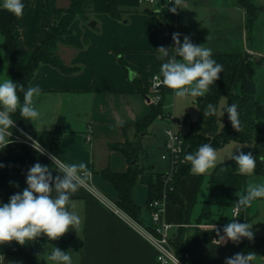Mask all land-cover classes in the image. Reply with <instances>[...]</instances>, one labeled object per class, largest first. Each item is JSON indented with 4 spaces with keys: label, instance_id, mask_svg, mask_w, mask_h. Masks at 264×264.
Segmentation results:
<instances>
[{
    "label": "crops",
    "instance_id": "1",
    "mask_svg": "<svg viewBox=\"0 0 264 264\" xmlns=\"http://www.w3.org/2000/svg\"><path fill=\"white\" fill-rule=\"evenodd\" d=\"M191 1L183 0L181 7H188ZM69 3L70 0H29L15 32L20 48L24 52H31L45 42L50 26L56 20V10L68 7ZM163 5V2L157 5L138 4L121 20L112 19L106 14H92L87 22L74 19L70 34L66 37L68 43L57 47L61 62L74 71L62 73L49 64H40L28 83V87L39 85L41 89V95L34 98L40 117L29 121L34 138L49 148L56 126L61 123L63 134L56 157L66 164H86L87 171L91 173L89 181L96 190L114 202L117 192L101 176L103 170L123 173L133 165V160L138 166L154 173L164 172L167 167V162L160 157L164 144V119L156 118L141 133L134 127L123 129V125H134L151 112L149 80L153 74H160L163 63L156 49L160 46L172 49L169 37L173 33H180L181 39L187 35L198 45L200 41L195 39L205 38L215 31H226L225 20L209 27H204L205 21L201 20L196 23L200 28L197 34H192L194 27L180 25L178 10L173 14ZM203 7H212L210 9L223 18L240 20L238 39L231 34L225 37V42H211L213 53L264 57L262 52L249 47L246 42L248 27L241 7L230 0H213L203 4ZM158 8L162 11L156 14ZM91 21H94V26H89ZM233 26L238 27L231 23ZM234 40H237V51L228 48ZM2 42L0 34V81L10 78L8 65L3 59ZM213 43L216 45L213 46ZM170 91V88L163 86V101ZM162 111L165 115L169 114L163 108ZM194 121L187 120L185 133L188 122ZM155 125L161 126V133L154 131ZM86 134L91 135L89 142L85 141ZM10 139L18 142L13 136ZM125 142L137 147L136 157L131 161L113 147ZM9 145L0 148V165L9 152ZM50 170L53 177L59 174L55 166ZM210 171L204 175L191 172L182 177L180 189L163 206V219L172 225L169 237L172 241L179 237L182 246L187 247L191 254L188 264H225L227 257L244 252L245 248V239L239 244L228 241L217 245L214 242L218 239L214 226L222 230L233 219L230 214L231 220L226 221L220 210L227 206L231 208L233 202L215 206L209 217L200 218L208 194ZM203 178L206 181L205 191L198 196ZM25 188L26 179L22 175L6 172L0 167V204L8 203L12 195ZM147 196V186L137 182L131 190V197L140 208V217L146 221L149 219ZM70 210L79 215L81 224L75 229L70 228L58 240H49L45 236V243L37 253L36 264H53L47 260L52 246L70 251L72 264H159L148 242L82 187L71 198ZM30 249L31 243L20 246L13 241L9 245H0V264H26L23 254ZM262 249L264 247L254 253ZM262 263L264 257L257 264Z\"/></svg>",
    "mask_w": 264,
    "mask_h": 264
},
{
    "label": "trees",
    "instance_id": "2",
    "mask_svg": "<svg viewBox=\"0 0 264 264\" xmlns=\"http://www.w3.org/2000/svg\"><path fill=\"white\" fill-rule=\"evenodd\" d=\"M28 2L29 0H23L24 12L28 7ZM137 6V0H70L68 7L56 10V20L50 26L48 39L31 52H24L20 48L15 35L24 12L21 17H16L0 8V34L3 37L1 49L3 59L9 68L10 79L13 82L24 84L25 90H27L28 83L40 64H49L62 73L74 71L73 68L66 67L57 55L58 45L68 43L66 37L70 34L72 21L79 18L87 22L92 14H106L112 19L121 20L125 14L133 11ZM169 38L171 46L174 48L172 34ZM180 40L183 43V39L180 38ZM212 58L222 65L223 70L220 73V78L211 86L210 91L205 96L194 99L197 119L194 122H188L189 126L183 136L182 155L178 164L170 171L167 163L165 171L161 173L144 169L137 163L130 165L123 173H115L109 169L101 172V176L117 192L115 202L118 207L140 224L146 225L149 223V219L146 221L140 217V208L132 200L131 190L134 185L139 182L147 186L146 208L148 212L151 201H161L163 195L169 201L171 196L180 189L181 178L191 174V165L184 160L185 155L195 153L199 146L205 143L210 144L215 149L223 147L230 141L242 144L233 155H238L241 151L245 154L251 152L256 157L255 173L264 176V162L261 161V157H264V131L254 129V122L264 118V104L256 100L255 97L253 62H251L248 54L241 53H213ZM19 95L21 102H23V93L21 92ZM221 97L226 98V106L233 103L238 105L241 129L239 132L233 128L227 112H224V123L221 127L217 124V111L214 116L203 115L206 105L209 103L215 105L217 109ZM161 103L157 106H151V112L144 120L134 125L125 124L123 129L127 130L134 127L138 133L143 132L158 115L164 116ZM12 118L16 122V126L11 129L12 134L21 136L22 131L34 138L30 122L23 119L19 111ZM62 134V125L58 123L53 133L52 144L46 148L53 156H56ZM113 147L121 151L130 161L136 157L137 147L130 142ZM36 163L46 165L50 169L54 167L53 162L48 157L41 155L32 147L21 142H13L9 145V152L2 165L6 172L18 173L26 179L28 170ZM237 168L238 165L235 160L229 158L211 169L207 180L208 194L203 202L200 218L209 217L212 208L215 206L232 203L237 198V194L243 191L246 175L240 174ZM249 220L242 214L240 222L248 223ZM44 243V235L31 242L30 251L23 254L26 264H36L37 253ZM171 244L177 255H182L188 251L187 247L182 246L179 237L171 241ZM262 247H264V237H254L253 241L245 239L243 253L255 252Z\"/></svg>",
    "mask_w": 264,
    "mask_h": 264
},
{
    "label": "clouds",
    "instance_id": "3",
    "mask_svg": "<svg viewBox=\"0 0 264 264\" xmlns=\"http://www.w3.org/2000/svg\"><path fill=\"white\" fill-rule=\"evenodd\" d=\"M169 4L172 6L169 7ZM182 4L183 0H167L163 8L175 14L182 8ZM0 7L16 17H21L25 4L23 0H3ZM161 11V8L156 9V14ZM180 36V33L172 34L174 48L160 46L156 49L163 61L160 68L163 77L161 83L172 89L177 98L203 97L220 78L222 65L212 58V49L194 44L187 35L181 43ZM21 92L23 102L19 95ZM40 95L39 85L29 86L25 90L24 84L13 82L9 77L0 81V148L4 149L13 143L10 139L11 129L16 126V122L12 116L17 111L27 121L39 119L40 112L35 106L34 98ZM216 111V106L209 103L203 115L214 116ZM224 112H227L233 128L239 132L241 129L238 105L233 103L226 106L223 114ZM28 139L31 140V137ZM31 146L41 155L45 153L38 141L33 140ZM229 158L235 160L240 174L254 173L256 157L251 152L245 154L241 151ZM50 159L58 175L53 177L48 166L36 163L27 172V187L12 195L8 203L0 204V245H9L15 241L20 246H25L42 235L47 236L49 240H58L70 228L75 229L81 224L79 215L70 210L71 198L85 186L91 173L87 171V165L84 163L66 164L56 156H50ZM184 160L190 163L192 173L204 174L217 166V149L205 143L199 146L195 153L186 154ZM261 161L264 162V157H261ZM224 170L227 171L225 168ZM237 196L238 201L233 205L235 211L250 207L254 200L264 199V183L250 182L244 193ZM252 229V224L239 222L238 218H234L222 230L214 226L218 237L214 242L219 245L228 241L239 244L243 239L253 241ZM255 256L254 252L236 253L227 257L225 264H251ZM47 260L53 264H72L71 252L54 246L47 254Z\"/></svg>",
    "mask_w": 264,
    "mask_h": 264
},
{
    "label": "rangeland",
    "instance_id": "4",
    "mask_svg": "<svg viewBox=\"0 0 264 264\" xmlns=\"http://www.w3.org/2000/svg\"><path fill=\"white\" fill-rule=\"evenodd\" d=\"M228 1V0H227ZM237 4L239 7L243 9L244 19L247 30V44L249 47L256 49L261 54L264 55V0H230ZM213 2V0H192L189 2L188 7H182L178 9L179 13V23L182 26H186L187 28L194 27V31L192 34H197V30H199V26L196 25L197 22L201 20L204 22V27H207L210 24H214L217 22H222L225 20V28L223 32H213L212 35H206L205 38L195 39L198 42V45H204L207 48H212L211 42H217L220 40L221 42H225V37L233 34L234 39L240 35L241 27L240 20H233L229 18H223L218 14L217 11L212 10L208 7L204 8L203 4ZM145 5V4H140ZM231 23L238 25V27H231ZM222 25V24H221ZM251 26V27H250ZM209 27V26H208ZM227 33V34H226ZM238 39V38H237ZM218 40V41H216ZM219 41V42H220ZM237 40L234 42H230L228 48L230 50L237 51ZM216 45L213 43V46ZM173 48V47H172ZM251 62H253L254 66V82L256 86L255 97L260 103L264 104V57L248 55ZM194 99L192 97L187 98H177L174 95L173 90L171 89L170 93L167 94L164 98L162 108L169 112L170 115L174 118V120L178 119H186L194 121L196 119V107L194 105ZM226 98L221 97L217 106V124L219 127L223 126V110L226 107ZM157 118H160L159 116ZM254 129L256 131H264V118L257 119L254 122ZM154 131L158 134L161 133V126H154ZM25 132H22L24 134ZM27 134V133H25ZM29 135V134H27ZM30 136V135H29ZM32 137V136H31ZM242 144L236 141H230L225 144L223 147L217 149V164L224 162L229 159V157L234 154ZM207 173V172H206ZM194 174V173H193ZM205 174V173H204ZM204 174H195V175H204ZM205 178L201 183L199 188L198 196L203 194L205 191ZM264 183V176L258 175L255 173L252 175H246V182L242 192L238 194H243L248 183ZM238 198V196H237ZM234 202V201H233ZM242 214L245 218H250L249 223L253 225L254 236L257 238L264 237V199L254 200L250 207L241 208ZM223 214V217L226 221H230L231 217V208L224 207L220 210ZM264 257V249L258 251L254 260L251 264H257L260 259Z\"/></svg>",
    "mask_w": 264,
    "mask_h": 264
},
{
    "label": "built area",
    "instance_id": "5",
    "mask_svg": "<svg viewBox=\"0 0 264 264\" xmlns=\"http://www.w3.org/2000/svg\"><path fill=\"white\" fill-rule=\"evenodd\" d=\"M159 2L163 4L167 3V0H137L138 4H149L157 5ZM3 0H0V5H2ZM172 5L169 4V7ZM2 8V7H0ZM167 59V58H166ZM162 77L160 74H153L149 80V91H150V103L152 106H157L162 102V91L163 84L161 83ZM161 119L165 120V126L163 128L164 134V144L160 157L162 160L166 161L169 165L170 171L173 167L178 164L179 158L182 155V146H183V136L185 134V127L187 125L186 119L174 120V118L169 114H164V116L158 115ZM22 133V131H21ZM13 138L21 143H24L30 147L32 141L35 138L22 134L17 136L12 134ZM31 137V140L28 139ZM91 140V135L86 134L85 141L89 142ZM40 144V143H39ZM45 150V155L50 159V156H53L42 144H40ZM33 148V147H32ZM34 149V148H33ZM51 160V159H50ZM52 161V160H51ZM53 162V161H52ZM90 178V177H89ZM89 178L82 188L97 201L103 204L112 214L117 216L124 223L130 225L134 228L154 249L156 254V260L159 264H188V260L191 257L189 251L184 252L182 255H177L172 247L169 237V230L171 224L166 222L163 219V206L167 202L166 196L163 195L161 201L153 200L149 203V224L143 225L135 221L129 215H127L123 210H121L116 202L107 198L101 194L89 181ZM238 201L236 198L231 207L232 218H238L239 222L242 216V210L235 211L233 205Z\"/></svg>",
    "mask_w": 264,
    "mask_h": 264
},
{
    "label": "water",
    "instance_id": "6",
    "mask_svg": "<svg viewBox=\"0 0 264 264\" xmlns=\"http://www.w3.org/2000/svg\"><path fill=\"white\" fill-rule=\"evenodd\" d=\"M95 25V23H94V21H91L90 23H89V26H94ZM135 163V161L133 160L132 162H131V164H134Z\"/></svg>",
    "mask_w": 264,
    "mask_h": 264
}]
</instances>
